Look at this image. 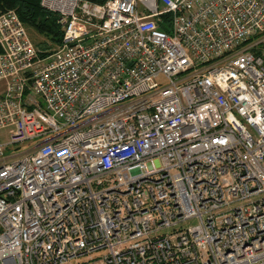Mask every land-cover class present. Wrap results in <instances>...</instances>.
Instances as JSON below:
<instances>
[{
  "label": "built area",
  "instance_id": "built-area-1",
  "mask_svg": "<svg viewBox=\"0 0 264 264\" xmlns=\"http://www.w3.org/2000/svg\"><path fill=\"white\" fill-rule=\"evenodd\" d=\"M40 3L44 58L0 13V264H264V0Z\"/></svg>",
  "mask_w": 264,
  "mask_h": 264
},
{
  "label": "trees",
  "instance_id": "trees-1",
  "mask_svg": "<svg viewBox=\"0 0 264 264\" xmlns=\"http://www.w3.org/2000/svg\"><path fill=\"white\" fill-rule=\"evenodd\" d=\"M90 1L101 3L105 0ZM40 2L41 0H0V13L14 10L25 27H30L42 35L45 40L39 42L36 47L45 50L42 53L45 56L51 49L48 43L52 46L62 44L63 31L58 23L57 14L44 8ZM261 35H257L255 38H259Z\"/></svg>",
  "mask_w": 264,
  "mask_h": 264
},
{
  "label": "rangeland",
  "instance_id": "rangeland-1",
  "mask_svg": "<svg viewBox=\"0 0 264 264\" xmlns=\"http://www.w3.org/2000/svg\"><path fill=\"white\" fill-rule=\"evenodd\" d=\"M26 30H27V33H28L31 41L35 45V47H36V45L39 42H42V41L45 40V38L42 35L38 34L34 29L26 26ZM260 39H264V35H262L260 37ZM48 45L51 46V49H49V51L46 50L47 51V54L45 56L53 53L59 47V46H52L50 43H48ZM36 49H37V52H38V57L39 58H44L45 56L42 55V53L45 52V50H40L38 47H36ZM8 139H9V136L7 134V130L0 131V140L3 141V142H6ZM23 149H24V147H20L17 150H14V151H12V150H6L5 151V156H10L13 153H17L19 151H22ZM194 224H195V221L194 220H191L187 225L192 226Z\"/></svg>",
  "mask_w": 264,
  "mask_h": 264
}]
</instances>
